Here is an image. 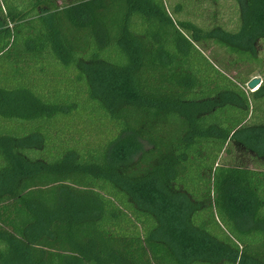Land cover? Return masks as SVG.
<instances>
[{"label":"trees","instance_id":"1","mask_svg":"<svg viewBox=\"0 0 264 264\" xmlns=\"http://www.w3.org/2000/svg\"><path fill=\"white\" fill-rule=\"evenodd\" d=\"M0 264H264V0H0Z\"/></svg>","mask_w":264,"mask_h":264},{"label":"rangeland","instance_id":"2","mask_svg":"<svg viewBox=\"0 0 264 264\" xmlns=\"http://www.w3.org/2000/svg\"><path fill=\"white\" fill-rule=\"evenodd\" d=\"M224 9L223 11H225V15L226 17L228 18H234L235 16V7L233 5H231L230 3L229 4H226L223 6ZM252 79L255 78V77H258L261 79V75L256 71L254 72L252 75H251ZM257 88V87H256Z\"/></svg>","mask_w":264,"mask_h":264},{"label":"water","instance_id":"3","mask_svg":"<svg viewBox=\"0 0 264 264\" xmlns=\"http://www.w3.org/2000/svg\"><path fill=\"white\" fill-rule=\"evenodd\" d=\"M260 82H261V79L258 77H255L248 82V88L251 90H255L256 87L259 86Z\"/></svg>","mask_w":264,"mask_h":264}]
</instances>
